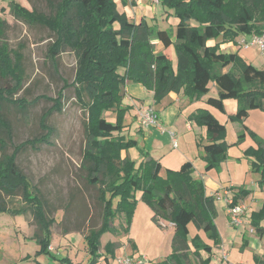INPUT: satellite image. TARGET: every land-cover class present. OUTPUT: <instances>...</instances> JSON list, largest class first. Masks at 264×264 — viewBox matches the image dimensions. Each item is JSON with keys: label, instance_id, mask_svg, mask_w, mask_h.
<instances>
[{"label": "trees", "instance_id": "1", "mask_svg": "<svg viewBox=\"0 0 264 264\" xmlns=\"http://www.w3.org/2000/svg\"><path fill=\"white\" fill-rule=\"evenodd\" d=\"M46 2L49 13L35 6L29 9L16 0H11L10 9L15 19L31 26H43L53 33L48 47L52 61L66 49L76 56L75 77L71 82L63 79L54 109L61 108L64 91L73 87L76 101L86 111V144L81 167L87 184L97 188V201L102 205L100 225L90 228L85 235L92 258L89 264H95L101 256V237L105 232L114 235L129 232L139 201L137 190L142 191L141 200L152 209L154 222L161 226L164 219L174 226L172 251L156 264H210L213 246L221 243L216 223V196L207 194L204 180L193 176L191 161L184 162L178 170L167 168L164 174L161 162L150 153L138 165L135 163L129 149L137 145V140L126 139L122 134L123 120L130 108L123 102L122 86L140 83L153 91L154 103L159 104L170 92L183 93L190 102L200 100L210 92L213 83L218 96H208L206 103L224 113L225 99H236L237 111L229 114L228 119L243 128L233 143L227 141V126L209 109L197 108L188 119L206 129L208 143L202 144L198 139L197 145L207 171L218 169L229 158V149L244 142L248 134L257 145L246 148L243 155L248 158L251 171L260 174L258 185L264 190V138L244 124L250 110L264 111V69L252 64L239 67L236 53L219 51V43H208L220 35L225 40L238 34L264 35V0H160L179 19L168 29L151 25L146 17L139 21L129 18L125 12L118 11L114 0ZM9 28V22L0 15V78L8 83L0 86V101L19 104L25 109L29 104L11 98L23 86L25 68L22 47L13 50L9 46ZM154 37L162 43V50H156ZM172 53L177 58L176 66L170 58ZM43 98L48 99L40 95L31 104ZM108 111L115 113L114 121L106 117ZM51 112L43 113L41 119L46 133L14 145L11 153L5 151L8 144L0 138V152H3L0 155V213L32 211L39 230L33 236L40 245L37 255H50L56 219L41 190L19 167L17 158L28 147L34 150L50 144L55 131L47 122ZM0 128L5 129L11 143L12 125L2 113ZM250 193L243 186L237 187L233 205ZM17 196L25 203L22 207L11 206L7 201ZM118 218L122 221L116 226ZM250 220L256 234L264 237V203L259 210L251 212ZM190 224L196 230L194 234ZM115 247V241L106 246L113 255ZM105 258L108 263V257ZM50 259L46 264H76L69 256Z\"/></svg>", "mask_w": 264, "mask_h": 264}, {"label": "rangeland", "instance_id": "2", "mask_svg": "<svg viewBox=\"0 0 264 264\" xmlns=\"http://www.w3.org/2000/svg\"><path fill=\"white\" fill-rule=\"evenodd\" d=\"M16 1L19 2V0ZM114 1L119 12H125L129 18L135 19L139 10L141 16L145 15L148 22L159 29L174 27L179 21L172 9L163 7L161 4H153L152 0H134V3L130 0ZM10 2L11 0H0V15L10 24L7 33L10 48L18 50L22 47L21 52L24 55L23 64L25 68L23 86L12 94L11 98L19 103L29 105L24 109L19 104L0 101V113L4 114L11 122L13 139L10 143L5 129L2 128H0V138H3L8 144L5 151L11 153L14 145L41 133H46L41 127L42 115L48 110L52 111L47 117L48 125L54 127L55 130L50 137V144H42L34 150L30 147L22 150L18 155L17 163L30 178L33 185L43 193L49 207L53 210L56 222L52 226L53 235L50 242L52 251L50 255H37L40 245L33 236L39 230L32 211H28L26 214L0 213V264H40V261L46 262L49 260L48 258L53 256L58 258L69 256L76 264H89L92 258L87 249L85 235L90 228L100 225L102 205L97 201V188L87 184L85 171L81 167L86 144V111L76 101L73 87H69L64 91L61 108L54 109L55 99L59 96V91L64 84L63 79L71 82L75 77L76 56L73 51L66 49L59 54L55 61H52L48 56V47L53 40V33L43 26H31L15 19L11 13ZM24 5L29 9L35 6L37 10L49 13L46 0H26ZM243 36L246 38L244 40L248 42V35L238 34L230 40H225L220 35L208 43L209 45L219 43V51L236 53L240 61L239 67L242 64H252L257 68L264 69V50L257 45L246 46L244 41L241 40ZM157 41L158 39L154 37L153 42L156 45V50L160 51L163 49V45ZM173 56V65L176 66L175 53ZM7 84V81L0 78L1 87ZM131 84L135 86L136 83L131 82ZM125 87L126 85L122 86L123 102L130 108L123 120L122 134L126 139L136 137L137 145L129 149V154L138 165L143 156L150 153L149 148L154 143V136L150 138L147 136L143 140V136L139 134L138 108L144 98L133 90L125 92ZM210 87V92L205 95V99L210 95L218 96L217 87L213 83ZM40 95H45L48 99L43 98L31 104L32 100ZM229 100L238 104L236 99L231 98ZM229 108L230 106H227L225 113H218L224 117V120L225 115H228L227 112L230 111ZM255 110L256 115L255 113L251 114L254 111H250L248 124L253 131L255 130L264 138V117L259 113L263 111L261 109ZM106 117L114 121L115 113L108 111ZM160 119L158 123H161ZM163 125L167 126L169 124L165 122ZM204 130L206 133V129ZM238 131L239 123L228 121L227 141L230 143L236 141L237 137H234V132L238 136ZM182 132L181 129L175 133L178 143L176 148L173 147L172 142H169L167 145H163V149L166 151H182L185 145L188 146V140H190V153L195 155L194 145L189 133H187L188 131L183 132L184 134ZM202 141H204V144L208 143L206 134ZM250 143L251 141H248V146ZM252 144L253 146L257 145L255 141ZM238 152H240L239 148L233 146L231 155L235 166H233L232 171H235V175H237L235 181H238L239 184L246 182L248 187H253L254 182L255 184L258 183L255 179H257L256 177L259 178L260 174L251 171L249 162L247 163V169H245L243 167L244 161L241 162L236 159ZM2 153L0 152V155ZM123 155H125V152H123ZM225 161L220 163L218 169L213 168L214 171H223L225 166L226 174H229L228 165L223 163ZM246 162L247 159L245 158V164ZM237 167L238 169L234 170ZM247 171L248 173H246ZM255 188L264 192L259 185ZM141 195L142 191L137 190L136 198L139 200V208L136 216H133L129 232L127 234L120 233L119 235H114L109 231L105 232L101 237V256L95 264H108L105 257H108L110 264H119L118 258L136 252L132 245L133 240H136L139 244L141 252L148 255L145 264H155L171 253L173 225L164 219L161 220V224L163 223L165 226H159L154 222L151 217L153 211L145 201L141 200ZM7 201L14 207H22L25 204L19 196L7 198ZM240 203L246 207L244 222L241 226H234L228 219L227 204L225 206L223 200H217L218 215L216 223L222 232L224 243L214 252L215 262L213 264H225L222 258L224 253H227L230 261L241 260L243 264H250V259L246 254L248 249L246 252H241L239 248L236 250L232 245L233 240L237 241L239 236H242L237 232L235 234L236 229L240 228L245 230V238L252 246L253 253L256 254L260 263L264 264V237H259L254 227L247 221V214L250 210L257 208L260 202L250 199L248 205L244 201H240ZM121 221V218L116 219L115 225L119 226ZM190 226H193V224H190ZM203 234L206 237L205 233ZM111 241L117 242V247L114 248L115 255L112 254L113 252H108L106 248ZM226 249L229 254L224 252ZM20 255L21 257L25 256V258L22 259ZM203 255L207 256L205 252H203Z\"/></svg>", "mask_w": 264, "mask_h": 264}, {"label": "crops", "instance_id": "3", "mask_svg": "<svg viewBox=\"0 0 264 264\" xmlns=\"http://www.w3.org/2000/svg\"><path fill=\"white\" fill-rule=\"evenodd\" d=\"M25 2H26V0H19V3L22 4L23 6H25L24 5ZM142 17H145V15L141 16L140 12L138 10L137 17L135 18L136 21H139ZM251 38H252V36H248V41ZM244 39H246V38H244V36H243L241 40L244 41ZM157 42H160V41H157ZM240 43H241V41H240ZM240 43H239V45H240ZM173 55H174V53L171 54L170 58H174ZM134 85L135 86H132V84L130 82L127 83L126 87H125V92H127V90L128 91L133 90L139 96L144 98L141 101L142 103L139 105V108H138V112H139L138 113V120H139V116H140V113L143 110V108H145L146 106H149V105L154 107L157 110L158 116H159L158 120H159V118H161L160 119L161 123H158V126L149 127V128L141 127L140 126V120H139L138 132L140 135L143 136V140H145V138L147 136L149 138L154 136V143L149 148L151 150L150 155L153 158H155L161 162L162 173L164 174V170L167 168L172 169V170H178V169H180V167L182 166V164L184 162L191 161L194 165L193 176L195 178H201L204 180L207 194L216 196V207H217V200H219V199L223 200L225 203V206H226V201H225L226 196L227 195L234 196V193L236 192L237 187H239V186L245 187L246 186L245 188L249 189L251 191V193L247 197L242 199L241 201H244L247 205H248L250 199H255L257 202H260V204L258 203L257 208L250 210V212L247 214L248 215L247 221H249L251 223V220H249L250 219L249 216H250L252 211H257L261 208L262 204L264 203V192L260 191V189L255 188L256 186H258V183L255 184V182H254V184H252L253 187H248V185H247L248 183H246V182L239 184L238 181L237 182L235 181V178L237 175H235L236 174L235 171H232V168L235 167L233 164L232 155H231L232 147L229 149V158L225 162H223V163H225V165H228L229 174H226L227 172L225 170V166L223 167V171L215 172L214 169L207 171L205 168L206 161H204L202 159V157L199 156L200 155L199 154V148L197 145L198 139L200 140L201 138H203V139L205 138V134H206L205 130H204L205 127H200L195 122H192L188 119V115L191 112H193L195 109L200 108V107L207 108L221 122L226 124L227 130H228V121H230L228 119V115L236 113L238 104L230 102L229 99H231V98L225 99L224 103H225L226 111H227V106H230V108H229L230 111L227 112L228 115H225L226 117L224 120L223 119L224 117L220 116L218 114V113H221L219 110H217L216 108H214V107H212L206 103L208 97L205 99V96H203L200 100L190 102L188 100V98L183 95V93L170 92L169 95L166 96L159 104H155L154 99H153V91L146 89L140 83L139 84L136 83ZM217 92H218V89H217ZM252 111H254V112H252L251 114L255 113V115H256V113H257V112H255L256 110L252 109ZM259 113H261V115L264 117V111L259 112ZM165 122L169 125H167V126L163 125V124H165ZM178 123H181V124H178ZM234 123H237V122H234ZM244 124L247 127L251 128L250 125L248 124V117H247V119H245ZM242 128H243L242 125L239 124L238 133L242 132ZM181 129L184 133L186 131H188L187 133H189V136L192 139V143L194 145L193 151L196 152L195 155H192L190 153V140H188V146L186 147V145H185V147H183L182 151H178V152L175 150L166 151L163 149V145H167L169 142H172L174 145V140L177 141V138L175 137V133L179 132ZM227 136H228V134H227ZM234 137H237L236 132H234ZM134 138L136 139V137H134ZM203 139H201L202 144H204L203 143L204 141H202ZM248 141H251L249 146H253L252 143L254 141L251 139V137L248 134L246 135L245 141L237 146L239 148L240 152H238V156L236 159H238V161H241V162L244 161L243 167H245V169H247V163L249 162V160H248V158H246L243 155V151L249 147ZM233 142H235V141H233ZM233 142H231V143H233ZM177 146H178V143H177ZM177 146H173V147L176 148ZM244 157L247 159L246 164H245V158ZM249 167L251 168L250 162H249ZM237 169H238V167L234 170H237ZM246 173H248V171ZM256 178L257 179H255V181L257 182L259 178L258 177H256ZM217 195H220V197L218 198ZM138 208H139V201L137 203V207L135 210L134 217L136 216V213L138 212ZM217 211H218V207H217ZM228 219L230 220L229 215H228ZM170 224L173 225L172 223H170ZM262 224H263V222H262ZM162 225L165 226V224H163V223H162ZM217 226H218V224H217ZM219 231L221 234V243L219 245L213 246V252L217 251V248L223 246V243H224V238H223L222 232L220 229H219ZM195 232H196V230L191 226V233L194 234ZM236 232H237V234H240V235L242 234V236H239L237 241L233 240V242H232L233 247L236 248V250H237V248H239V250L241 252H246V250L248 249L246 254H248V258L250 259V264H257L259 259L256 256V254L253 253L252 246L248 242L247 238H245L246 237L245 236V230L240 228V229H236L235 234H236ZM199 233L204 238V240L206 242H208L209 244H212V241L204 236L203 231H199ZM132 245L136 246V247L134 246L136 252L134 254H130L129 256H131V257H140V256H146L147 257L148 256L145 252H141L140 246L136 242V240H133ZM224 252H228V254H229V251H227V249ZM20 257H21V255H20ZM47 257H49V256H47ZM21 258L24 259L25 256H22ZM48 259L49 260L46 262L40 261L39 263L40 264L50 263L51 259L50 258H48ZM147 259H148V257H147ZM228 260H229V258H228ZM214 262H215V254L213 253V260L210 264H213ZM229 262H232L235 264H241V262H242V264H243V261H241V260L240 261H230L229 260ZM259 263H260V260H259ZM108 264H110L109 261H108ZM225 264H227V263H225Z\"/></svg>", "mask_w": 264, "mask_h": 264}, {"label": "built area", "instance_id": "4", "mask_svg": "<svg viewBox=\"0 0 264 264\" xmlns=\"http://www.w3.org/2000/svg\"><path fill=\"white\" fill-rule=\"evenodd\" d=\"M153 4H160V0H152ZM244 44L246 46L248 45H257L262 50H264V35L262 36H252V38L246 42L244 40ZM158 112L154 109L152 106H146L143 108V110L140 113L139 120H140V126L143 128H149V127H155L158 126ZM174 146H177V141L174 140ZM219 198L220 195H217ZM226 204H227V210L230 217V223L234 226H241L244 222V214H245V205L238 203L236 205H233V196L227 195L225 198ZM223 263L227 264H234L232 262H229L227 253H224L222 256ZM146 256H140V257H131L129 255L127 256H121L117 259L119 264H144L147 261Z\"/></svg>", "mask_w": 264, "mask_h": 264}]
</instances>
